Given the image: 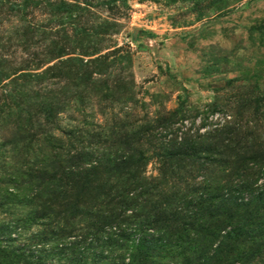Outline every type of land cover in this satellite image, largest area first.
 <instances>
[{"label":"rangeland","instance_id":"rangeland-1","mask_svg":"<svg viewBox=\"0 0 264 264\" xmlns=\"http://www.w3.org/2000/svg\"><path fill=\"white\" fill-rule=\"evenodd\" d=\"M179 108L177 135L231 146L200 155L225 164L210 170L223 208L207 216L206 234H223V251L211 258L214 242L202 264H264V175L251 167L264 165V0H0L1 174L17 163L13 149L46 133L109 150L134 122ZM225 121L238 126L232 136L208 135ZM2 204L0 221L21 216ZM246 224L229 245L227 232Z\"/></svg>","mask_w":264,"mask_h":264},{"label":"trees","instance_id":"trees-1","mask_svg":"<svg viewBox=\"0 0 264 264\" xmlns=\"http://www.w3.org/2000/svg\"><path fill=\"white\" fill-rule=\"evenodd\" d=\"M179 119L184 120L182 108L134 122L109 150L75 149L64 143V131L13 149L17 163L10 173H0V202L6 216H21L0 221V264H202L214 242L219 243L210 257L218 259L223 234L220 240L206 236L215 229L207 216L223 208L220 183L210 170L225 164L204 162L200 155L231 146L196 142L189 130L177 135L173 126ZM231 124L225 121L208 135L232 136L238 126ZM150 157L155 176L147 175ZM251 163L252 174L263 176L264 165ZM235 172L238 177L240 168ZM263 186L256 198L264 210ZM248 228L227 232L229 245Z\"/></svg>","mask_w":264,"mask_h":264}]
</instances>
